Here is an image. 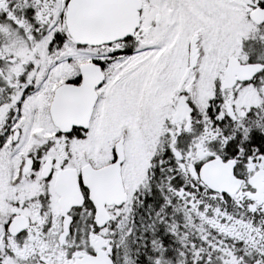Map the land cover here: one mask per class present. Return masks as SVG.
<instances>
[{"label":"snow or ice","instance_id":"snow-or-ice-1","mask_svg":"<svg viewBox=\"0 0 264 264\" xmlns=\"http://www.w3.org/2000/svg\"><path fill=\"white\" fill-rule=\"evenodd\" d=\"M0 264H264V0H0Z\"/></svg>","mask_w":264,"mask_h":264}]
</instances>
